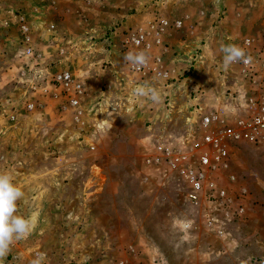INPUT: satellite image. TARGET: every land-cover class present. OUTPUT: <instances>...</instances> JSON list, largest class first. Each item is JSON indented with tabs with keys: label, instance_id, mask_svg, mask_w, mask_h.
Wrapping results in <instances>:
<instances>
[{
	"label": "rangeland",
	"instance_id": "374dc122",
	"mask_svg": "<svg viewBox=\"0 0 264 264\" xmlns=\"http://www.w3.org/2000/svg\"><path fill=\"white\" fill-rule=\"evenodd\" d=\"M228 44L252 56L246 75ZM140 50L147 67L125 62ZM245 97L264 100L259 1L0 0V173L36 221L0 264H264V140L212 129L197 201L178 172L204 114L234 128Z\"/></svg>",
	"mask_w": 264,
	"mask_h": 264
},
{
	"label": "built area",
	"instance_id": "2783aa9c",
	"mask_svg": "<svg viewBox=\"0 0 264 264\" xmlns=\"http://www.w3.org/2000/svg\"><path fill=\"white\" fill-rule=\"evenodd\" d=\"M180 22H176V26H180ZM161 27L167 26L168 21H162L160 23ZM142 36L139 35L138 38L134 39L135 44H140ZM240 71L242 74L246 75L250 68V65H244L239 63ZM62 82L69 84L73 83L74 90L77 93H81V85L76 83L68 73L60 74L58 77ZM222 109V108H221ZM225 110L222 109L219 112H207L204 114L201 126L204 129L205 133L200 137L199 142H195L192 145L185 147L184 143L183 152H186L182 158H184L187 163L184 166L178 168V172L181 175L182 179L190 185L189 200L197 201L201 195L203 189L207 187L206 181V170L214 168V165L210 163L209 152L203 148L207 145H211L215 149V154L218 150L217 142L213 139L212 129H215L219 126L220 133L223 132L226 137L233 138L235 140L246 139L248 141L256 142L264 140V100L255 98V97H245L243 101V113L239 115V118L236 119V125L233 128L226 127V123L223 119H219L217 116L224 115ZM157 152L163 155L164 158L168 156V150L164 149L162 146L156 148ZM197 155L198 162L195 165L193 162L194 155ZM216 158V157H215ZM217 160V158H216ZM172 166L176 168L177 164L172 163ZM210 185V184H209ZM211 185L210 187H212ZM209 187V191L213 188ZM221 195V193H219Z\"/></svg>",
	"mask_w": 264,
	"mask_h": 264
},
{
	"label": "clouds",
	"instance_id": "9594fccd",
	"mask_svg": "<svg viewBox=\"0 0 264 264\" xmlns=\"http://www.w3.org/2000/svg\"><path fill=\"white\" fill-rule=\"evenodd\" d=\"M220 51L223 53L225 68L235 63L247 66L253 61L252 56L246 53L244 48L235 44L225 45ZM124 60L134 68H143L147 67L150 57L143 50L129 51L125 54ZM135 93L141 97H148L154 103H159L162 99L159 91L152 86H138ZM23 198L24 192L14 183L13 176L9 173H0V261L7 258L15 243L27 239L36 228L34 216L26 218L18 214V202ZM45 259L46 253L40 252L31 264H43Z\"/></svg>",
	"mask_w": 264,
	"mask_h": 264
},
{
	"label": "water",
	"instance_id": "95a60500",
	"mask_svg": "<svg viewBox=\"0 0 264 264\" xmlns=\"http://www.w3.org/2000/svg\"><path fill=\"white\" fill-rule=\"evenodd\" d=\"M226 0H212L215 7L222 9L224 6ZM253 1H259L261 3H264V0H253Z\"/></svg>",
	"mask_w": 264,
	"mask_h": 264
}]
</instances>
